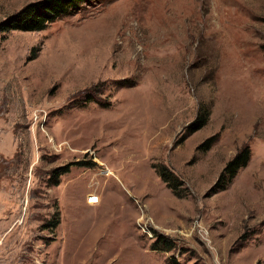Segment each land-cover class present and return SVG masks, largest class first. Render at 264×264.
<instances>
[{"label": "rangeland", "instance_id": "1", "mask_svg": "<svg viewBox=\"0 0 264 264\" xmlns=\"http://www.w3.org/2000/svg\"><path fill=\"white\" fill-rule=\"evenodd\" d=\"M0 264H264V0H90L0 31Z\"/></svg>", "mask_w": 264, "mask_h": 264}, {"label": "trees", "instance_id": "2", "mask_svg": "<svg viewBox=\"0 0 264 264\" xmlns=\"http://www.w3.org/2000/svg\"><path fill=\"white\" fill-rule=\"evenodd\" d=\"M90 0H38L25 5L17 13L9 16L0 22V31L22 30V31H41L51 25L62 15L69 13L80 7L84 2ZM210 109L204 103H200L195 119L186 127L187 135L203 128L210 119ZM209 148V146H208ZM251 157L249 147H244L226 164L212 192L224 190L232 182L238 171L246 166ZM158 173L169 186L177 192V186L171 182L174 174L165 166L158 169ZM59 183V182H56ZM59 223L58 217L53 221V225Z\"/></svg>", "mask_w": 264, "mask_h": 264}, {"label": "built area", "instance_id": "3", "mask_svg": "<svg viewBox=\"0 0 264 264\" xmlns=\"http://www.w3.org/2000/svg\"><path fill=\"white\" fill-rule=\"evenodd\" d=\"M98 201V196L94 194H90L88 196V202L89 203H96Z\"/></svg>", "mask_w": 264, "mask_h": 264}]
</instances>
